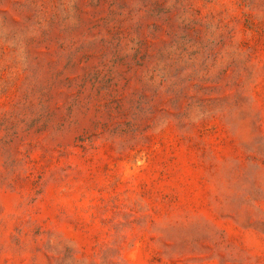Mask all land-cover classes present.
I'll list each match as a JSON object with an SVG mask.
<instances>
[{"label":"rangeland","instance_id":"rangeland-1","mask_svg":"<svg viewBox=\"0 0 264 264\" xmlns=\"http://www.w3.org/2000/svg\"><path fill=\"white\" fill-rule=\"evenodd\" d=\"M0 264H264V0H0Z\"/></svg>","mask_w":264,"mask_h":264}]
</instances>
